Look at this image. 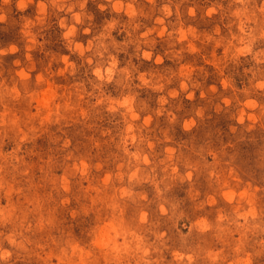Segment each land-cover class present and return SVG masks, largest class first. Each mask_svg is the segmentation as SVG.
<instances>
[{
  "label": "rangeland",
  "instance_id": "374dc122",
  "mask_svg": "<svg viewBox=\"0 0 264 264\" xmlns=\"http://www.w3.org/2000/svg\"><path fill=\"white\" fill-rule=\"evenodd\" d=\"M0 17V264H264V0Z\"/></svg>",
  "mask_w": 264,
  "mask_h": 264
},
{
  "label": "clouds",
  "instance_id": "9594fccd",
  "mask_svg": "<svg viewBox=\"0 0 264 264\" xmlns=\"http://www.w3.org/2000/svg\"><path fill=\"white\" fill-rule=\"evenodd\" d=\"M77 19H78V18H77ZM0 20H3V17H0ZM144 55H145L146 58H150V54H149V53H144ZM96 75H97L98 77H100L101 79H104V77L101 76V72H100L99 69H97V71H96ZM107 79H108V80H111V79H112V71H111V69L108 70V76H107ZM10 255H11V253H9V252H0V260H5V259H7Z\"/></svg>",
  "mask_w": 264,
  "mask_h": 264
}]
</instances>
